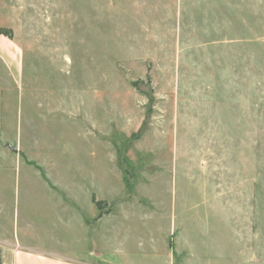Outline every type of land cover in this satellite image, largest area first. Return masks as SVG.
I'll use <instances>...</instances> for the list:
<instances>
[{
	"label": "rangeland",
	"instance_id": "1",
	"mask_svg": "<svg viewBox=\"0 0 264 264\" xmlns=\"http://www.w3.org/2000/svg\"><path fill=\"white\" fill-rule=\"evenodd\" d=\"M32 215L66 254L264 264V0H0L1 236Z\"/></svg>",
	"mask_w": 264,
	"mask_h": 264
},
{
	"label": "crops",
	"instance_id": "2",
	"mask_svg": "<svg viewBox=\"0 0 264 264\" xmlns=\"http://www.w3.org/2000/svg\"><path fill=\"white\" fill-rule=\"evenodd\" d=\"M31 221L24 225L17 223L9 236H1L0 232V264H130L121 254L114 255L99 247L97 240L94 241L95 251L87 257L75 250H68L66 254L63 235L57 233L56 220L46 222L44 216L32 215Z\"/></svg>",
	"mask_w": 264,
	"mask_h": 264
},
{
	"label": "trees",
	"instance_id": "3",
	"mask_svg": "<svg viewBox=\"0 0 264 264\" xmlns=\"http://www.w3.org/2000/svg\"><path fill=\"white\" fill-rule=\"evenodd\" d=\"M133 86L135 85V83L132 84Z\"/></svg>",
	"mask_w": 264,
	"mask_h": 264
}]
</instances>
